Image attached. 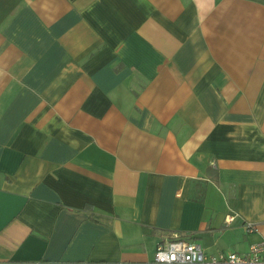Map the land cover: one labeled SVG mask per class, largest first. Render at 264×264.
Returning <instances> with one entry per match:
<instances>
[{
    "label": "crops",
    "instance_id": "0c3cea01",
    "mask_svg": "<svg viewBox=\"0 0 264 264\" xmlns=\"http://www.w3.org/2000/svg\"><path fill=\"white\" fill-rule=\"evenodd\" d=\"M173 235L264 240V0H0V264Z\"/></svg>",
    "mask_w": 264,
    "mask_h": 264
},
{
    "label": "built area",
    "instance_id": "2783aa9c",
    "mask_svg": "<svg viewBox=\"0 0 264 264\" xmlns=\"http://www.w3.org/2000/svg\"><path fill=\"white\" fill-rule=\"evenodd\" d=\"M233 219V215H228L225 222L230 223ZM153 256L157 263L264 264V240L251 243L248 250L243 253L230 251L205 254L199 243L180 235H173L158 242Z\"/></svg>",
    "mask_w": 264,
    "mask_h": 264
}]
</instances>
